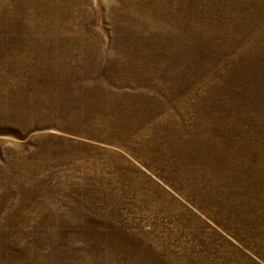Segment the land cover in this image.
<instances>
[{
	"label": "rangeland",
	"instance_id": "obj_1",
	"mask_svg": "<svg viewBox=\"0 0 264 264\" xmlns=\"http://www.w3.org/2000/svg\"><path fill=\"white\" fill-rule=\"evenodd\" d=\"M0 264H264V0H0Z\"/></svg>",
	"mask_w": 264,
	"mask_h": 264
}]
</instances>
